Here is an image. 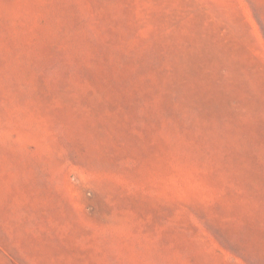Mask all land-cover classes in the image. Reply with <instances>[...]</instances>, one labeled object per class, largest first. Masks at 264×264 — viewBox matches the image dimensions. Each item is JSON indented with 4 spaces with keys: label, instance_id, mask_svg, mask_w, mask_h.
I'll list each match as a JSON object with an SVG mask.
<instances>
[{
    "label": "rangeland",
    "instance_id": "374dc122",
    "mask_svg": "<svg viewBox=\"0 0 264 264\" xmlns=\"http://www.w3.org/2000/svg\"><path fill=\"white\" fill-rule=\"evenodd\" d=\"M0 264H264V0H0Z\"/></svg>",
    "mask_w": 264,
    "mask_h": 264
}]
</instances>
